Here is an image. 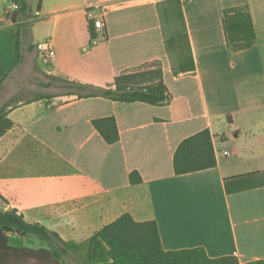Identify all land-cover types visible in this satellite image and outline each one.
<instances>
[{
  "label": "crops",
  "instance_id": "1",
  "mask_svg": "<svg viewBox=\"0 0 264 264\" xmlns=\"http://www.w3.org/2000/svg\"><path fill=\"white\" fill-rule=\"evenodd\" d=\"M9 5L0 0V78L19 36L22 61L33 52L48 77L114 87L119 74L156 63L169 97L150 104L48 93L10 105L13 125L0 137V210L16 208L28 222L85 244L83 252L127 212L154 220L166 250L264 260V0H29L27 20ZM169 6H182L186 59L167 36ZM234 8L249 13L256 37L241 50L228 47L223 27L224 11ZM38 21L48 48L36 53ZM111 116L119 138L107 143L92 121ZM203 130L215 165L176 174L177 147ZM133 171L141 183H130ZM32 237L12 233L9 243L29 247ZM61 264L82 263L68 255Z\"/></svg>",
  "mask_w": 264,
  "mask_h": 264
},
{
  "label": "trees",
  "instance_id": "2",
  "mask_svg": "<svg viewBox=\"0 0 264 264\" xmlns=\"http://www.w3.org/2000/svg\"><path fill=\"white\" fill-rule=\"evenodd\" d=\"M17 1L18 11L27 20L29 0ZM164 16L169 20L176 17L182 28L181 31L172 33L170 41L179 34H183L187 41L182 6H169L164 9ZM27 22L21 23L20 26H25ZM223 27L228 47L232 50L248 48L256 41L250 15L244 9L225 10ZM20 61L18 36L14 48V62L9 71L0 78V85ZM74 83L82 91L76 95L77 97L102 96L123 102L144 101L150 104L164 103L169 97L160 66L153 70L139 69L121 73L114 78V87ZM45 97L50 98L51 95L47 94ZM7 115V111L0 110V137L13 125ZM92 123L107 143L118 140L119 134L114 117L94 119ZM215 163L207 130L184 139L177 147L173 158L176 174L212 167ZM129 181L131 184H139L142 177L137 171H133L129 174ZM12 233L34 236L46 242L47 246L41 248L12 246L9 243V235ZM86 244L87 249L83 252L85 244L65 241L57 232L45 225L28 222L16 208L0 210V264H61L68 255L82 264H264L262 259L240 263L234 255L212 258L202 247L166 250L161 244L154 220L136 221L127 212L96 231Z\"/></svg>",
  "mask_w": 264,
  "mask_h": 264
},
{
  "label": "rangeland",
  "instance_id": "3",
  "mask_svg": "<svg viewBox=\"0 0 264 264\" xmlns=\"http://www.w3.org/2000/svg\"><path fill=\"white\" fill-rule=\"evenodd\" d=\"M18 11V10H17ZM16 12V11H15ZM19 12V11H18ZM35 16H40L39 12H34ZM34 16V17H35ZM166 17V16H165ZM38 20V19H37ZM30 21V20H29ZM29 21L25 26L20 27V31L26 32ZM166 21L169 24L167 36H172V33L181 31L182 28L179 25L176 17H166ZM35 22V21H34ZM35 30L37 33L35 50H45L48 45L44 44L43 40H40V35L43 32V24L41 21L35 23ZM170 45H173L176 51L180 50L184 59L187 58V41L183 34H179L170 41ZM30 51V50H29ZM44 63L37 59L33 52H29L26 59L17 64L4 78L0 85V110L7 111L10 105L15 104L19 100L32 99L36 96L47 95L48 93L64 95L66 99L74 98L77 94L82 93L76 86L75 83L61 76L48 77L44 73ZM158 67L156 63H148L139 69H150L153 70ZM137 69V70H139ZM136 70V71H137ZM34 242L27 241L25 244L29 247L44 246L45 243L38 238L32 237ZM12 244L13 241H11Z\"/></svg>",
  "mask_w": 264,
  "mask_h": 264
},
{
  "label": "built area",
  "instance_id": "4",
  "mask_svg": "<svg viewBox=\"0 0 264 264\" xmlns=\"http://www.w3.org/2000/svg\"><path fill=\"white\" fill-rule=\"evenodd\" d=\"M19 4L17 0H10V5L7 8V12L8 13H12L18 10ZM95 8L99 7V6H94ZM94 27L100 31L102 34L104 33V23H103V19L102 18H95L94 19ZM54 55V52L52 50H48L46 52V56L48 58H52ZM229 153L228 150H224L223 154L227 155Z\"/></svg>",
  "mask_w": 264,
  "mask_h": 264
}]
</instances>
